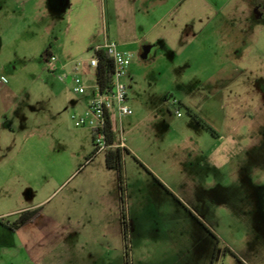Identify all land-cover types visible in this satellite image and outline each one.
<instances>
[{
	"label": "rangeland",
	"instance_id": "1",
	"mask_svg": "<svg viewBox=\"0 0 264 264\" xmlns=\"http://www.w3.org/2000/svg\"><path fill=\"white\" fill-rule=\"evenodd\" d=\"M1 2L5 11L0 28L11 32L26 27L33 35V59L29 67L18 68L22 77L15 80V86L24 89L18 102L23 114L15 115L23 125L15 121L10 137L15 171L8 165L0 173V222H13L19 209L43 201L42 211L64 227L35 224L47 233L34 238L30 245L41 246L29 251L23 248L21 231L0 225V264H264V17L236 10L247 5L244 0H206L209 16L216 14L214 24L222 23L224 35H236L239 42L240 73L219 89L220 100L206 98L203 104L223 108V116L217 111L208 118L221 128H213L191 110L217 131L216 136L191 119L185 107H170L169 116L163 101L185 93L195 105L207 95L202 85V93L193 91L198 86L193 77L197 73L201 79L214 67L209 60L213 46L205 43L201 59L194 52L189 58L188 52L175 59L168 54L141 67L143 77L133 83L137 95L131 106L145 118L158 117L153 129L144 121L124 133L134 155L123 153L120 184L117 167L105 166L104 152L85 163L94 150L92 130L72 120V114L84 111L86 94L96 85V68L89 64L93 51L88 49L75 73L86 93L75 92L70 76L51 71L37 51L44 39L54 40L59 33L60 24L44 34L54 15L33 18L32 13L26 21L8 20L3 17L15 5ZM126 52L134 62L135 55ZM201 63L206 68L199 71ZM164 69L167 74L162 76ZM178 73L184 74L182 92L175 80ZM100 160L104 173L92 170ZM107 199L109 224L106 213L100 215L108 224L103 233L86 217L97 220ZM72 213L79 219L70 221ZM39 256L41 260H35Z\"/></svg>",
	"mask_w": 264,
	"mask_h": 264
},
{
	"label": "crops",
	"instance_id": "2",
	"mask_svg": "<svg viewBox=\"0 0 264 264\" xmlns=\"http://www.w3.org/2000/svg\"><path fill=\"white\" fill-rule=\"evenodd\" d=\"M1 1L0 19H2L3 11H5ZM10 1L14 3L15 7L11 9V14L9 13L3 18L26 21L29 20L32 13H34L33 18H43L49 14L54 15V19L45 26L44 34L50 33L58 24L61 25L59 33L54 36V40L46 38L41 44L40 39L41 45L37 50L41 52V56H43L42 54L45 50H49L50 53L56 55L57 60L53 71L58 74L70 76L71 79V75L79 70L80 61H84V55L88 49H91L94 53V49L103 45L108 39L116 40L122 50L132 52L135 55V60L134 62L131 60L128 74L125 78L128 85L127 103L132 109V114L124 116H119L116 112L112 114L116 143H120L124 139L125 148L129 154L134 155V147L130 141L125 139L124 133L140 126L144 121L149 122V127L153 129V122L158 117L156 114H149L145 118L143 113L139 112L137 114L136 110L131 106V101H134L137 95L133 89V83L139 84L143 77L141 67L157 63L168 54L170 59H175L188 52L187 57L189 58L190 52H194L201 59L207 45L205 43H209V46L215 48L209 55V60L212 61L214 67L203 78L198 79L196 73L193 77L194 79L191 78L190 80H198L195 81L198 82V86L193 91L199 90L198 92L202 93L199 86L202 85L208 93L195 105L191 103L187 94L184 93L182 98L180 97L181 99H177L179 104L177 107L187 106L190 110L194 108L193 110L198 111V114L209 122L213 128H221V123L212 124L208 118L210 115L216 114L217 111L223 116V108H218L219 110L212 107L205 108L203 104L206 103V98L216 102L220 100L221 93L219 89L224 84L234 80L240 73L236 61V55L239 54V42L236 35L231 33L224 35L221 28L222 23H218V26L214 24L213 21L216 14L209 16L210 13L206 11V0H55L53 5L50 4L49 0ZM235 1L237 2V0ZM236 10L240 11L244 16L249 14L247 5L238 7ZM32 39L33 35L26 31V27H14L11 32L3 31V28H0V136L2 137V139L0 138V150H3L0 153V163L2 164L0 173L3 172L1 169L8 165H12L11 172L15 171L13 166L15 163L14 143L10 137L15 132V115L23 114L18 102L24 92V89L15 86V80H19L22 77L21 72L18 71L20 66L25 68L31 65L33 58L31 59L30 57V41ZM231 43L234 44L231 46ZM243 44H246V41ZM221 47H224V49H221ZM43 59L46 60L44 57ZM133 64H136L137 67L133 68ZM201 66V69L198 68L199 71L202 68H206L205 63H201ZM180 68L182 69L183 67L178 66L179 70ZM161 73L162 76L166 75V69ZM182 76H184L183 73H178V79H175L181 84V92L185 89L180 79ZM88 95L87 93L86 97ZM164 104L167 105L166 110L169 116L172 115L173 112L170 107L174 109L175 107L171 106L168 101H165ZM160 112L164 113L163 111ZM162 113H159V115L163 116ZM177 116L182 117L180 115ZM16 123L20 126L23 125L19 121H16ZM216 132L215 136L217 135ZM95 156L85 163H91ZM101 163L100 160L95 165L96 167L93 166L92 170L104 173V163ZM99 197H102L101 201L103 202L105 193L100 194ZM41 203L21 208L17 212L19 216L25 210L41 209L40 215L34 221L26 223L16 230L18 233L22 232L23 248L26 247L29 251L38 249L41 246H31L32 240L37 236L41 239L47 233V231L42 233L41 227L38 229L35 224L44 223L45 229L46 227H51V225L55 228L64 227V224L58 221L55 216L45 214L42 211L43 205L39 206ZM103 207L99 206L102 210L99 212L97 220H94V216L92 218L86 217V219L89 218L92 222H96L101 227V230L103 229L102 232L105 233L104 226L109 224L111 207L109 199H107V206ZM105 213L108 216L106 219L108 224H104V218H100V215ZM67 218L70 221H75V218L77 219L78 217H75L72 213ZM14 235L15 233L12 234L11 238H14ZM35 260H41L40 256L39 259L35 258Z\"/></svg>",
	"mask_w": 264,
	"mask_h": 264
},
{
	"label": "built area",
	"instance_id": "3",
	"mask_svg": "<svg viewBox=\"0 0 264 264\" xmlns=\"http://www.w3.org/2000/svg\"><path fill=\"white\" fill-rule=\"evenodd\" d=\"M104 50L111 61L113 62V74L110 88H101L96 83L91 93L87 97V106L82 113L72 114V120L75 126H86L89 124L93 134V147L97 153L105 152L108 148L105 138L106 120L112 119V114L116 112L119 116L132 114V109L127 103L128 85L125 78L128 74V69L131 64L130 53L122 50L119 44L114 39L106 40L103 45L97 46L94 49V54L89 60L91 67L97 69L98 57L95 52ZM47 67L53 71L57 60L56 55L49 53L45 58ZM71 81L74 85V91L85 94L86 86L82 79L75 73L71 75ZM171 106L178 105V100L175 98L168 99ZM177 115H181L176 111ZM113 148H125V141L122 139L120 143L111 145Z\"/></svg>",
	"mask_w": 264,
	"mask_h": 264
},
{
	"label": "trees",
	"instance_id": "4",
	"mask_svg": "<svg viewBox=\"0 0 264 264\" xmlns=\"http://www.w3.org/2000/svg\"><path fill=\"white\" fill-rule=\"evenodd\" d=\"M49 53H50L49 50H45L42 55L44 58H46V56H48ZM95 55L98 57V67L96 69V75H97L96 83L101 88V90H103L104 88H110L111 82H112V74H113V62L111 61V59L109 58V56L104 50L96 51ZM168 99L169 97L165 96L164 101H168ZM185 108L187 110V113L190 115V117L194 119V121L199 126L215 134V131L208 123H206L202 118L197 116L195 113H192L188 107L185 106ZM105 138H106V142L108 146V148L104 152L105 165L109 169H113L117 167L118 172H119L120 184H121L122 182V154L129 153V152L126 150V148L120 149V148H113L111 146L116 142V135H115L113 125H112V119L109 118V116L106 120ZM92 144H93V134H92ZM95 155H96V152L95 150H93L87 157L86 161L91 160ZM40 211H41L40 208L23 211L18 216V218L12 223L10 229H12L13 231H16L24 224L34 221L40 215ZM123 218H124V215H123ZM123 223L125 224V221H123Z\"/></svg>",
	"mask_w": 264,
	"mask_h": 264
},
{
	"label": "flooded vegetation",
	"instance_id": "5",
	"mask_svg": "<svg viewBox=\"0 0 264 264\" xmlns=\"http://www.w3.org/2000/svg\"><path fill=\"white\" fill-rule=\"evenodd\" d=\"M245 1L247 3L249 11L253 15V17L254 16H255V18L264 17V1H262V0H245ZM13 222L2 220L0 222V225L2 227H6V228L10 229Z\"/></svg>",
	"mask_w": 264,
	"mask_h": 264
}]
</instances>
